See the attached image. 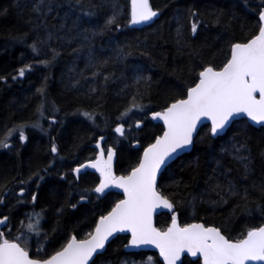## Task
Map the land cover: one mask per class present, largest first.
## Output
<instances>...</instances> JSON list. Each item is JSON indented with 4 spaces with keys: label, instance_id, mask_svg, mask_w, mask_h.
Wrapping results in <instances>:
<instances>
[{
    "label": "trees",
    "instance_id": "trees-1",
    "mask_svg": "<svg viewBox=\"0 0 264 264\" xmlns=\"http://www.w3.org/2000/svg\"><path fill=\"white\" fill-rule=\"evenodd\" d=\"M37 2L0 0V77H6L0 79V139L7 129L28 125L24 129L26 141L16 133L8 141L10 148H0V198L4 199L0 218L9 217L17 228L15 237L21 241L29 236V247H37L39 239L45 251L52 253L72 234L82 238L92 231L99 216L123 198L110 191L106 197L97 199L92 194L77 203L80 190L95 187L99 176L86 171L76 181L71 169L96 159L99 144L116 150L114 171L127 174L142 156L143 148L164 131L161 124L153 122L151 113L162 110L178 96L184 98L187 88L198 82L202 65L219 69L230 58L231 43L246 42L258 34L262 0H150L154 10L159 9V16L143 27L129 23L131 0H83V7L75 0H51L53 10L46 19L33 12ZM93 4L104 7L92 9L93 15L86 14ZM112 4L119 6L120 26L105 31ZM191 12L199 17L196 35L190 32V23L197 19ZM178 28L182 32L180 44ZM33 43L40 49L39 55L33 52ZM120 48L130 54L118 59ZM52 49L59 52L55 60ZM44 60L52 62L45 65L41 62ZM28 64L31 70L19 77L18 70ZM138 76H150L151 80L137 84ZM42 87L43 95L37 91ZM138 91L142 96L137 103L144 106L143 110L134 108L121 118ZM42 101L43 115L38 111ZM83 112L94 113L95 120H89ZM34 122L41 127H31ZM136 122H141L140 128L134 127ZM121 123L127 138L115 132ZM245 140L252 168L247 179L242 164L231 154L232 144ZM52 143L58 153L51 152ZM36 174L44 179H37ZM22 180L26 183L21 184ZM229 182L241 191L247 190V206L238 197L224 196V192L217 195L220 190L216 185L226 188ZM158 188L173 201V214H178L181 224L219 227L230 238L263 226L264 127L256 128L241 119L216 138L209 125L201 127L191 152L168 166ZM221 196L226 203L218 202ZM71 203H77V207H68ZM33 213L42 215L39 238L26 227L27 217ZM173 214L162 212L156 217V226H169ZM128 239H114L96 264H162L155 253H126ZM183 261L201 264L189 257Z\"/></svg>",
    "mask_w": 264,
    "mask_h": 264
},
{
    "label": "snow or ice",
    "instance_id": "snow-or-ice-1",
    "mask_svg": "<svg viewBox=\"0 0 264 264\" xmlns=\"http://www.w3.org/2000/svg\"><path fill=\"white\" fill-rule=\"evenodd\" d=\"M77 5L83 7V0H75ZM104 7V5H91L86 14L93 15L92 9ZM111 14L106 18L104 30L107 31L120 26L119 6L112 4ZM33 12L47 17V13L53 10L51 0H38L33 7ZM191 17H196L190 23V32L196 35L200 26L198 14L191 12ZM159 16V9L154 10L150 0H131L130 21L132 25L149 24ZM258 34L252 36L246 42H233L230 45V58L220 66L219 70L211 65H202L194 86L187 88L183 93L184 98L176 97L160 111H153L151 117L154 120H161L166 130L162 135L155 137L154 142L143 148L142 156L134 167L127 174L117 175L114 171V159L117 156L113 147L102 148L97 144L99 152L97 158L88 163H81L71 169L73 179L78 181L82 169H95L99 172V183L91 189L80 190L79 201H86L92 194L96 198L106 197L109 189H121L123 199L115 202L107 214L100 215L96 220L92 231L87 232L82 238L72 234L66 238L65 243L47 253L37 239L35 251L28 246L29 236H25L21 242L19 236L8 238L3 231H0V264H96V259L103 255L109 239L117 233H130V240L126 248H140L142 246H155L159 249L160 255L166 264H184L181 257L188 253L192 257H202L203 264H264V226H257L241 233L239 237L230 238L224 234L219 227L206 226L204 223L181 224L178 214H173L171 224L166 228H158L154 222V215L158 208L172 211L175 207L168 195L158 188V177L168 170V162L179 156L182 151L188 150L194 142V134L197 133V125L203 120L211 122L210 133L213 137L226 134L231 124L237 117L246 116L256 124L264 126V0H262L258 11ZM219 22V17H217ZM97 33H93L96 35ZM103 34V33H100ZM48 39H52L49 33ZM182 40L181 29H177V43ZM39 43L43 44V41ZM37 55L40 49L36 43L31 45ZM118 59L125 58L128 53L125 48H120ZM59 55L56 49H52V60ZM45 65L52 61H41ZM104 64L107 61L103 62ZM94 67H99L95 66ZM31 64L25 65L18 70V76L24 77L26 71H30ZM97 73H93L96 75ZM6 79V77H0ZM16 79V77H13ZM108 77H105L107 81ZM151 80L150 76H138L137 84L143 81L145 84ZM44 94V88L37 90ZM138 91L132 97L131 105L123 113L121 118L128 115L132 109L143 110V105L137 103ZM44 108L41 102L38 111ZM82 115L89 120H95V114L83 112ZM27 124H20L6 130L3 139H0V148H10L9 139L18 133L20 140L26 141L24 129ZM31 127H41L39 122H34ZM134 127L140 128L141 122H136ZM115 132L121 137H126L124 124H118ZM100 140H104L101 136ZM236 141V137H233ZM139 143V141H137ZM52 153H58L59 149L55 143L51 146ZM228 152V149H222ZM249 153L245 155L244 153ZM233 159L242 164L247 179L248 173L252 171L250 148L247 141L233 143L231 148ZM63 159V157H60ZM47 173V169H44ZM37 175V179L44 177ZM67 175V174H65ZM63 178V177H62ZM21 184L26 181H20ZM38 186V185H37ZM6 187V185H5ZM216 189L224 192V196L238 197L245 206L249 202L247 190L241 191L235 184L229 182L225 187L217 184ZM264 191V188L261 189ZM24 189L21 188L20 196ZM224 196H221L219 203H226ZM31 201H36V195L31 194ZM19 203V197H17ZM212 201V203H218ZM77 203L67 204L75 209ZM4 199L0 198V205ZM63 212V208L60 209ZM2 215V214H0ZM35 217V220H33ZM26 225L29 233H34L37 238L40 236L39 223L42 219L40 213H33L27 217ZM9 217L3 215L0 218V225L7 227ZM21 227H24L21 222ZM55 229H53V232ZM48 234L45 233V243ZM23 245V246H22ZM198 264V262H197Z\"/></svg>",
    "mask_w": 264,
    "mask_h": 264
},
{
    "label": "water",
    "instance_id": "water-1",
    "mask_svg": "<svg viewBox=\"0 0 264 264\" xmlns=\"http://www.w3.org/2000/svg\"><path fill=\"white\" fill-rule=\"evenodd\" d=\"M145 25H147V24H140V25H134V26H136V27H143V26H145ZM241 119H247L248 122H249L252 126H254V127H256V128L264 127V126H262V125L256 124L255 122L251 121L250 118H248V117H246V116H243V115L240 116V117H237V118H236V121L241 120ZM152 120H153V122H154L155 124H161L162 127L164 128V130H166L163 121H161V120H154V119H152ZM205 125H209V126H211V122H210L209 120H206V119H205V120L202 121L201 124H198V125H197V133L194 134V140H195V138H196V136H197L199 130L201 129V127H203V126H205ZM231 125H232V124H231ZM212 137H213V136H212ZM213 138H216V137H213ZM193 144H194V142H193ZM192 148H193V145L190 146V147L188 148V150H186V151H182V152L179 154V156L173 158L172 160H170V161L168 162V166H169L173 161H175L178 157H181L182 155H184V154H186V153H190L191 150H192ZM114 160H115V159H114ZM88 162H90V161H88ZM88 162H86V163H88ZM113 164H114V162H113ZM85 171H91V172H95V173L99 174V172H97L95 169H91V168L86 169V170H83V169H82V173H84ZM99 175H100V174H99ZM159 178H160V177H158V181H159ZM111 190H113V191L116 192V193H119V194H122V195H123V192H122L121 189H115V188H113V189H109V190H107V191L110 192ZM103 197H104V196H102V197H100V198H103ZM123 198H124V195H123ZM123 198H122V199H123ZM174 210H175V209H173L172 211H169L168 209L158 208V209L156 210L155 215H154V222H155V225H156V217L159 216L162 212H164V211H169L170 213H174ZM106 214H107V213H106ZM263 226H264V225H263ZM118 236H128V237H129L128 241L130 240V233H117V234H115L114 237H111V238L109 239L108 244H106V249H107L108 245L111 243V241H113L114 239H116ZM105 251H106V250H105ZM105 251H104V252H105ZM125 251H126L127 253H138V252H150V253H155V254L158 255V258H159L160 262H161L162 264H166V262L164 261L163 257H162V256L160 255V253H159V249H157L155 246H151V245H150V246H142V247H140V248H131V247L126 248V247H125ZM104 252H103V253H104ZM185 257H189V258H191V259H193V260H200V261H201V264H203L202 257H192L190 254L185 253V254L181 257V259L184 260ZM253 264H255V262H253Z\"/></svg>",
    "mask_w": 264,
    "mask_h": 264
},
{
    "label": "flooded vegetation",
    "instance_id": "flooded-vegetation-1",
    "mask_svg": "<svg viewBox=\"0 0 264 264\" xmlns=\"http://www.w3.org/2000/svg\"><path fill=\"white\" fill-rule=\"evenodd\" d=\"M39 181V180H38ZM99 183V182H98ZM36 195V193H34ZM7 223V227H5L4 225H0V231H3L5 236H7L8 238H13L15 237V232H16V227L14 226V224L12 223V221H8ZM19 226V225H18ZM20 227V226H19ZM31 247V246H30ZM32 250H35L36 247L32 246L31 247Z\"/></svg>",
    "mask_w": 264,
    "mask_h": 264
},
{
    "label": "bare ground",
    "instance_id": "bare-ground-1",
    "mask_svg": "<svg viewBox=\"0 0 264 264\" xmlns=\"http://www.w3.org/2000/svg\"><path fill=\"white\" fill-rule=\"evenodd\" d=\"M98 220V219H97ZM112 242V241H111ZM124 251H125V247H124ZM126 252V251H125ZM127 253V252H126ZM144 253H150V252H144Z\"/></svg>",
    "mask_w": 264,
    "mask_h": 264
}]
</instances>
